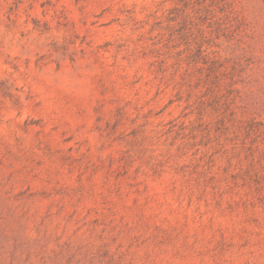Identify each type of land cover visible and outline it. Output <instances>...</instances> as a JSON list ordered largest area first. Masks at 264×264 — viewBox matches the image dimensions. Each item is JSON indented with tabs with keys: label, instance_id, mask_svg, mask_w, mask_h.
<instances>
[{
	"label": "rangeland",
	"instance_id": "obj_1",
	"mask_svg": "<svg viewBox=\"0 0 264 264\" xmlns=\"http://www.w3.org/2000/svg\"><path fill=\"white\" fill-rule=\"evenodd\" d=\"M0 264H264V0H0Z\"/></svg>",
	"mask_w": 264,
	"mask_h": 264
}]
</instances>
